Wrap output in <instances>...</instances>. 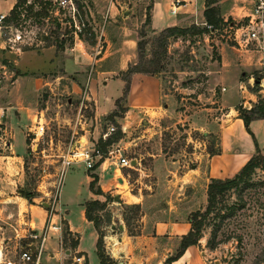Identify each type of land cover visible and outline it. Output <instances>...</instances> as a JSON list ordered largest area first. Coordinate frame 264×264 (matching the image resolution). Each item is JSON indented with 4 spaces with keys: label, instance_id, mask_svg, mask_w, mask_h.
Returning <instances> with one entry per match:
<instances>
[{
    "label": "rangeland",
    "instance_id": "rangeland-1",
    "mask_svg": "<svg viewBox=\"0 0 264 264\" xmlns=\"http://www.w3.org/2000/svg\"><path fill=\"white\" fill-rule=\"evenodd\" d=\"M11 1L12 5L19 2V15L6 21L9 11L1 12L5 18L0 25V65L10 76L0 88V106L3 107L0 248L5 256L27 241L21 237L25 233L22 221L26 219L21 205L27 200L20 193L28 191L32 195L30 201L35 198L48 203L56 202L57 198L66 203L83 197L82 171L85 168L80 164L82 162L73 160L67 166L62 163L70 141L80 133L93 140L94 128L104 130L112 126L115 129L107 119L114 110L120 115L113 118L115 123L124 116V107L114 105L107 115L95 117L91 93L98 91L100 97L110 99L118 91L115 81H109L103 88L102 82L114 75L98 76L95 68L117 60L122 52L119 48L132 49L127 41L122 44L124 38L134 40L133 61L137 58L136 41L140 39L145 41L144 57L150 58L154 49L152 36L158 32L150 28V23L143 24L145 16L150 14L153 0H75L79 9L78 20L84 25L77 30L79 35L64 22L57 23L55 16L48 12L52 9L48 0ZM160 4L163 19L156 20L155 27L162 26L167 16L164 0H160ZM217 5L224 18L222 12L232 11L235 0L218 1ZM36 11L40 14L34 15ZM202 20L200 11L195 19L183 18L180 27L188 30L168 37L154 75L159 81L160 105L166 107L168 104V108L160 118H152L149 125L153 136L159 137L164 151L176 155L178 161L185 164L192 160V152L205 150L210 154L218 151L222 123L227 124L231 117H237L235 106L246 108L242 101L247 100L251 106L258 99H264V94L251 89L241 92L237 88L232 96H229L230 91L221 89L232 79L244 81L249 66H246L243 55L232 47V41L221 24L216 25L212 33H192L187 28L190 25L201 28ZM16 35L20 38L17 39ZM79 41L88 54L93 51H98V56L111 54L107 60L83 70L79 68L76 72L65 73L57 66L60 59L65 58L62 53L72 51L70 48L74 47V42ZM52 59L54 64L48 63ZM117 77L120 78L119 72ZM229 103H233L234 111L227 107ZM38 120L43 131L37 140L31 141L29 131ZM143 120L146 119L142 116L134 132L144 129ZM2 140L10 143L9 149L2 145ZM204 162L205 158H201L202 165ZM252 178L264 181V166L257 169ZM262 189L260 185L244 192V207L234 210L229 217L212 213L205 216L197 246L206 264H264ZM238 195L235 191L228 192L223 203L237 204ZM205 203L195 204L189 213L202 211ZM123 209L132 216L136 213L131 207ZM98 213L101 215L98 216L99 224L108 220V210L95 211L96 215Z\"/></svg>",
    "mask_w": 264,
    "mask_h": 264
},
{
    "label": "crops",
    "instance_id": "crops-1",
    "mask_svg": "<svg viewBox=\"0 0 264 264\" xmlns=\"http://www.w3.org/2000/svg\"><path fill=\"white\" fill-rule=\"evenodd\" d=\"M12 3L11 0H0V13L8 12ZM164 3L167 16L160 27L153 26L156 20L163 19L160 0H153L150 6L149 23L154 32L168 26H181L183 18L192 17L194 10L196 16L199 11L202 16L204 9L202 1L190 0L180 6L175 15H171L169 0H164ZM222 15L236 17L241 15V11L234 7L232 11L222 12ZM126 41L132 49L119 48L122 52L117 60L112 63L107 61L106 64H101V68L94 70L96 75L101 77L114 75L110 80L102 82L103 88L109 81H115L118 85V91L110 99L106 96L100 97L98 91L91 93L96 118L107 115L114 108L115 100L122 94L123 81L117 74L123 71L128 63L133 62L134 58V40L124 38L121 42L123 44ZM70 49L72 51L62 53L65 58L63 61L60 59L57 65L65 73L76 72L79 68L83 70L86 66L107 60L111 54L108 52L98 56V51L88 54L80 41L74 42V47ZM48 63L54 64V60ZM237 83V79H232L223 87V91H230L229 96H232L237 90ZM232 106L233 103L227 104L229 109H232ZM123 107L124 116L116 121L121 136L109 148L118 147L122 156L129 159L131 167L120 166L116 155L102 156L100 162L90 169L77 162L85 168L82 171L85 195L66 203L57 198L53 204L50 223L59 225V229L54 230L49 226L45 229L38 264H68L74 255L82 257V264H99L95 246L97 232L92 222L84 216V202H102L105 200L104 194H108L111 200L106 201L102 208L108 210V220L99 224L103 235V253L116 264H164L165 258L177 249L179 238L189 229L187 214L195 204L204 203L205 188L209 179L232 176L254 151L251 137L236 116L231 117L227 124L222 123L218 135V151L213 154H208L205 150L192 152V160L185 164L179 162L176 155L164 151L159 137L157 139L153 136L152 126L149 125L152 118H160L168 108V104L166 107L160 105V88L156 76L132 73L128 80ZM142 116L146 119L142 121L144 129L134 132ZM248 128L257 147L261 151L264 150V119L251 120ZM95 129L93 140L86 138L83 133L78 134L77 138L83 137L88 143L96 142L106 127L104 130ZM73 141L74 138L70 143ZM201 158H205L203 165ZM91 175L96 176L95 186L102 194L89 191L88 182L92 178ZM21 206L26 218L22 221L25 230L37 234L44 230L48 202L33 198ZM125 206H133L136 213L132 216L130 212L124 211ZM98 216L101 215L98 213ZM169 264L206 263L198 246L188 245Z\"/></svg>",
    "mask_w": 264,
    "mask_h": 264
},
{
    "label": "trees",
    "instance_id": "trees-1",
    "mask_svg": "<svg viewBox=\"0 0 264 264\" xmlns=\"http://www.w3.org/2000/svg\"><path fill=\"white\" fill-rule=\"evenodd\" d=\"M218 0H207L204 3V9L202 10V22L205 24L223 25V18L221 17V13L219 11ZM18 3L15 2L11 8L9 9L8 17L5 18L7 21L10 17H17L19 15ZM45 8V7H44ZM41 9V8H40ZM39 9V10H40ZM46 12V11H45ZM40 11L34 12V15H39ZM45 14V13H44ZM4 20V19H3ZM149 23V16L146 15L143 21V24ZM84 26V25H83ZM191 30L192 33H198L202 31H207L204 25L201 28L196 27L194 25H190L187 27ZM188 29L182 28L180 26H168L157 32V34L152 36V45L154 49L150 52L151 57H144V44L145 41L137 40L136 41V61L128 63L126 68L123 71L119 72L120 79L123 81L122 87V95L118 99L115 100L116 108H123V104L125 102V95L128 88V80L132 73L138 72L147 75L154 76L158 71V61L161 53L165 52L166 49V41L169 36H175L177 34L184 33ZM76 34H80V32L76 31ZM121 104V105H120ZM237 112V118L242 121V125L246 133L249 134L253 141L254 151L248 157V159L241 165V167L230 177L226 178H210L206 184L205 188V207L202 211H193L188 215V223L189 229L188 231L179 238V244L175 252L169 257L165 258L164 264H169L170 261L176 259L182 252V250L188 245H197L199 238L201 237V227L204 221L205 216L212 213V215H219L222 218L229 217L234 213V210L243 208L245 205V201L242 198V194L244 192L249 191L250 189H254L257 186L262 185V193L264 194V181H255L252 178V175L255 173L257 169H261L264 166V153L259 150L256 145L255 139L248 128V124L251 120L255 119H264V99H258L255 103H253L249 108H242L240 106H235L234 108ZM114 117H120L117 115V111L114 110L109 113L107 119H109L114 126L116 127L112 133H110L104 139L99 138L95 142V146L105 154L109 146L119 139L121 136L119 126L114 122ZM217 152V151H216ZM215 152H210L213 154ZM101 158L98 159L93 166H96L98 162H100ZM93 168V167H92ZM91 180L88 182V189L94 194H102L100 189L95 186L96 176L91 175ZM235 191L238 192V203L237 204H229L226 205L224 199L228 192ZM20 196L30 202L32 195L29 194L28 191H22ZM105 200L100 202L98 200H87L84 202V216L87 220L91 221L94 228L97 232L96 238V254L99 258V264H116L113 260H111L107 255L103 253L102 246V231L99 229V217L95 214V211L101 210L105 202L111 200V197L108 194H104ZM262 206H264V199H262ZM131 207L133 206H125ZM224 208L222 212L220 210Z\"/></svg>",
    "mask_w": 264,
    "mask_h": 264
},
{
    "label": "built area",
    "instance_id": "built-area-1",
    "mask_svg": "<svg viewBox=\"0 0 264 264\" xmlns=\"http://www.w3.org/2000/svg\"><path fill=\"white\" fill-rule=\"evenodd\" d=\"M48 4L52 9H48V12L55 16V19L59 22H64L68 28L74 29V31L80 30L83 27V23L78 20L79 9L75 0H48ZM196 0H193L195 2ZM205 3L207 0H200ZM190 0H169V13L175 15L178 12V8L184 5ZM56 3V4H55ZM235 7H238L241 11V15L229 18H223V28L228 34V38L232 41V47L237 53L243 55L248 61L249 70L244 81H238L237 88L241 91L253 90L255 93L264 94V0H235ZM65 14L64 17L60 15ZM192 17H196L195 10L192 13ZM5 18V14L0 13V25ZM204 25L209 33L215 30V26L212 24ZM19 39L20 36L16 35ZM10 78L9 74L5 70L4 66L0 65V88L4 80ZM223 90V88H221ZM242 105L246 108L250 107L247 100L242 101ZM3 108L0 106V130L3 122ZM114 128L110 126L102 134L101 138L107 137ZM43 126L41 122L35 121L34 126L30 129L31 141L37 140L41 135ZM3 146L10 148V143L1 141ZM104 155H116L118 164L124 167H131L128 158L122 156L118 147H110L105 154L92 143H88L86 139L80 137L76 138L69 145V151L67 156H64L62 163L67 166L71 161L77 160L82 162L86 169L93 167L94 162L100 159ZM48 203V211L46 216V227L40 233L26 231L21 237L26 238L21 246L13 249L9 256H5L0 248V264H38V257L42 250V245L45 237V229L48 226L51 229H59V225L50 223L51 212L53 204ZM31 241H34L31 242ZM68 264H82V257L74 255L71 257V261Z\"/></svg>",
    "mask_w": 264,
    "mask_h": 264
},
{
    "label": "water",
    "instance_id": "water-1",
    "mask_svg": "<svg viewBox=\"0 0 264 264\" xmlns=\"http://www.w3.org/2000/svg\"><path fill=\"white\" fill-rule=\"evenodd\" d=\"M116 199V198H115ZM118 264H120V263H118Z\"/></svg>",
    "mask_w": 264,
    "mask_h": 264
}]
</instances>
